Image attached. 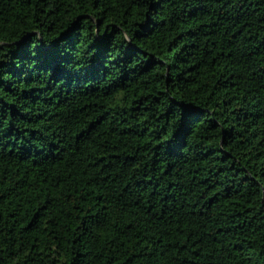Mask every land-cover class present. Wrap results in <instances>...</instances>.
I'll list each match as a JSON object with an SVG mask.
<instances>
[{"label":"trees","instance_id":"16d2710c","mask_svg":"<svg viewBox=\"0 0 264 264\" xmlns=\"http://www.w3.org/2000/svg\"><path fill=\"white\" fill-rule=\"evenodd\" d=\"M0 264H264V0H0Z\"/></svg>","mask_w":264,"mask_h":264}]
</instances>
